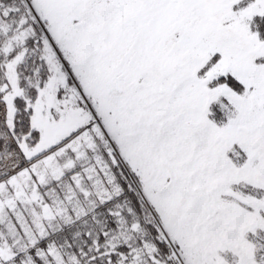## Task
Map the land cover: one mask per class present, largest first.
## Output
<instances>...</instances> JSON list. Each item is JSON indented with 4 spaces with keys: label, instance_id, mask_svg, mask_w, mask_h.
<instances>
[{
    "label": "snow or ice",
    "instance_id": "6c2138e0",
    "mask_svg": "<svg viewBox=\"0 0 264 264\" xmlns=\"http://www.w3.org/2000/svg\"><path fill=\"white\" fill-rule=\"evenodd\" d=\"M0 264H264V0H0Z\"/></svg>",
    "mask_w": 264,
    "mask_h": 264
}]
</instances>
